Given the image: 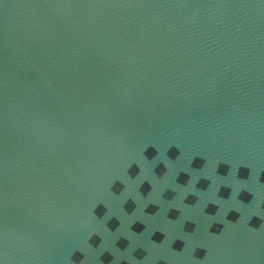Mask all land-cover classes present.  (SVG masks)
Listing matches in <instances>:
<instances>
[{
  "label": "water",
  "instance_id": "1",
  "mask_svg": "<svg viewBox=\"0 0 264 264\" xmlns=\"http://www.w3.org/2000/svg\"><path fill=\"white\" fill-rule=\"evenodd\" d=\"M3 264H264V0H0Z\"/></svg>",
  "mask_w": 264,
  "mask_h": 264
},
{
  "label": "snow or ice",
  "instance_id": "2",
  "mask_svg": "<svg viewBox=\"0 0 264 264\" xmlns=\"http://www.w3.org/2000/svg\"><path fill=\"white\" fill-rule=\"evenodd\" d=\"M0 264H3V262H2V261H0Z\"/></svg>",
  "mask_w": 264,
  "mask_h": 264
}]
</instances>
